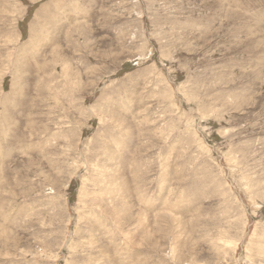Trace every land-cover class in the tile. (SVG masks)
Returning a JSON list of instances; mask_svg holds the SVG:
<instances>
[{
  "label": "rangeland",
  "instance_id": "obj_1",
  "mask_svg": "<svg viewBox=\"0 0 264 264\" xmlns=\"http://www.w3.org/2000/svg\"><path fill=\"white\" fill-rule=\"evenodd\" d=\"M0 264H264V0H0Z\"/></svg>",
  "mask_w": 264,
  "mask_h": 264
}]
</instances>
